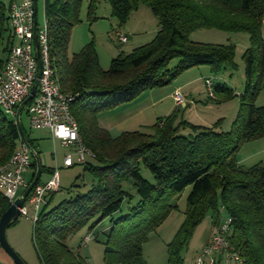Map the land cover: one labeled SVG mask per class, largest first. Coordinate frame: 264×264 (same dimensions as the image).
Listing matches in <instances>:
<instances>
[{
	"label": "trees",
	"instance_id": "obj_1",
	"mask_svg": "<svg viewBox=\"0 0 264 264\" xmlns=\"http://www.w3.org/2000/svg\"><path fill=\"white\" fill-rule=\"evenodd\" d=\"M81 1L44 0V15L54 78L61 92L73 97L71 115L84 146L95 157L83 165L84 170L91 174L95 184L85 194L64 199L49 209L56 192L46 196L33 222L32 241L40 262L85 264L67 246L66 240L96 216L99 215L98 223L120 211L129 198L123 184L131 181L139 200L125 216L110 219L105 264H148L142 257L143 244L176 209L171 204L173 198L188 186L191 191L187 196L185 219L167 244L166 264H184L181 251L193 229L209 211L212 225L216 227L220 223V209L230 221L227 239L242 264H264V163L245 169L236 158L243 144L264 137V105L256 104L264 88L261 32L264 0H108L112 15L120 25L133 10L145 5L156 17L158 30L150 43L127 54L119 53L106 71L99 66L92 42L71 57L67 55ZM96 2L89 0L90 23L97 19ZM10 5L6 7L0 0V73L14 44L9 26ZM201 29L245 32L249 36L250 45L242 56L245 87L238 95V109L229 131H219L218 124L205 127L178 121L179 108L158 118L150 133L123 132L112 137L99 126L100 112L124 104L146 89L166 86L187 69L206 65L217 73L225 65L233 66L232 45L204 44L189 39L190 33ZM174 58L179 59L178 65L171 71L166 70ZM212 90L215 97L234 96L224 83L214 85L213 82ZM30 103L23 107L20 120ZM22 130L38 156L34 141L28 138L23 126ZM186 130L188 134L181 133ZM19 142L15 120L0 110V165L10 159ZM141 165L150 172L155 184L144 179ZM30 169L34 173L26 188L35 177L33 157ZM44 172L52 176L54 170L41 165V175ZM39 183H42L40 179ZM9 206L0 192V216ZM112 240L114 247L110 245Z\"/></svg>",
	"mask_w": 264,
	"mask_h": 264
},
{
	"label": "rangeland",
	"instance_id": "obj_2",
	"mask_svg": "<svg viewBox=\"0 0 264 264\" xmlns=\"http://www.w3.org/2000/svg\"><path fill=\"white\" fill-rule=\"evenodd\" d=\"M8 7L10 3L21 0H2ZM89 0H82L78 14V22L72 27L67 55L71 57L78 53L85 45L93 43L98 56L99 66L106 71L111 60L119 53H130L133 49L150 43L158 30V21L150 9L145 5L133 10L127 21L120 25L116 17L112 15L108 0H97L95 5L96 20L89 22L87 18ZM44 0H37V20L39 26L43 25ZM127 34L128 41L119 43L115 31ZM264 40V22L261 28ZM189 39L193 42L213 45H232L234 47L233 66L225 65L217 73L212 72L209 66H198L185 70L169 84L163 87L146 89L134 99L120 104L112 109L100 112L97 115L99 126L106 129L112 137H117L123 132L140 131L150 133L151 126L158 118L170 115L175 108H179L178 121L184 120L192 125L212 127L218 124L219 131L227 132L236 117L239 98L245 87L243 53L249 47V36L245 32H225L217 29H201L190 33ZM179 63L178 58L169 61L166 70L171 71ZM209 79L214 85L224 83L232 89L234 96L228 99L222 97L210 98L205 81ZM179 87L177 91L184 98L185 104L181 107L175 105L173 97H166L171 91ZM176 92V91H175ZM173 92V95L174 93ZM161 98V99H160ZM264 103V88L260 91L256 104ZM24 108L21 115V123L30 140L34 141L35 149L39 152L38 159L42 166L51 170H57L59 187L55 191L52 203L48 209L64 199L75 198L85 194L95 184V180L84 166L77 164L71 148L64 147L58 140H52L46 130L32 129L29 118ZM188 134L189 131H182ZM72 155L76 163L72 167L63 166L64 157ZM237 161L243 168H249L262 162L264 163V137L243 144L237 151ZM33 169L23 174L26 182L31 180ZM141 174L151 184L155 180L150 172L141 165ZM51 178V174L44 172L40 182ZM123 189L129 194V200H125L121 210L113 214L111 218H105L96 223L99 215L91 222L81 227L66 240L67 246L84 260L85 264H105V242L110 232V219L117 220L127 214L130 207L138 202V197L131 181L123 184ZM191 186L186 187L172 200L176 209L172 210L164 223L151 232L142 246V257L148 264L167 263V244L172 240L174 233L185 219L187 196ZM1 192V191H0ZM21 191L18 192L17 197ZM28 213L20 215L18 220L7 229L6 238L12 250L25 264H42L37 256L32 241L33 216L32 208L27 204ZM211 211L205 214L202 222L197 225L182 249L181 256L184 264H195L202 251L209 245L214 228L211 222ZM220 221L226 219V214L220 209ZM90 240L84 243L85 237ZM115 246L114 241L110 243ZM216 264H225V256L215 255ZM209 257L203 259L204 264H209ZM0 264H14L12 259L0 246ZM231 264H236L232 262Z\"/></svg>",
	"mask_w": 264,
	"mask_h": 264
},
{
	"label": "built area",
	"instance_id": "obj_3",
	"mask_svg": "<svg viewBox=\"0 0 264 264\" xmlns=\"http://www.w3.org/2000/svg\"><path fill=\"white\" fill-rule=\"evenodd\" d=\"M9 26L14 37V44L11 46L5 66L0 73V110L15 120L16 110L29 95L31 87L38 73V63L34 49V21L35 12L32 0H21L13 2L9 9ZM43 25L36 22L37 44L42 60V75L35 96L30 100L26 113L29 118V125L32 129H47L52 140H58L64 147L71 148L76 163L86 164L94 160V154L88 150L78 133V125L71 115V102L73 97L61 92L60 87L54 78L48 48L47 22L44 15ZM264 22V20H263ZM117 41L126 43L128 36L115 31ZM208 96L215 98L213 94V82L207 79ZM175 105L181 107L185 104L184 98L179 92L173 95ZM32 154L30 149L20 140V147L12 154L10 159L0 165V191L9 201L10 205L17 198L19 189L26 188L27 183L23 174L30 170ZM72 155L65 156L63 166L66 168L76 164ZM59 187L58 172L54 170L51 178L45 182L36 184L19 209L20 215L28 213L27 204L32 208L33 222L37 219L41 207L46 202V196ZM229 219L220 221L214 228L209 245L202 251L195 264H204L203 259L209 257V264H216L215 255L225 256V264H242L239 254L229 243ZM89 236L83 242L87 243Z\"/></svg>",
	"mask_w": 264,
	"mask_h": 264
},
{
	"label": "water",
	"instance_id": "obj_4",
	"mask_svg": "<svg viewBox=\"0 0 264 264\" xmlns=\"http://www.w3.org/2000/svg\"><path fill=\"white\" fill-rule=\"evenodd\" d=\"M33 2V9L35 12V21H34V49H35V56L38 63V73L36 79L31 87L29 95L23 100L21 104H19L16 110V117H15V124L17 125V129L19 132L20 140L30 149L32 157L36 163V172L34 179L30 182L26 190L18 196L15 201L9 206V208L0 216V246L6 252V254L12 259L14 264H25L21 258L12 250L10 245L8 244L6 238V232L9 227H11L19 218L20 211L19 209L23 207L24 202L26 201L27 196L31 192L32 188L37 184L38 180L40 179L41 175V163L36 155L35 151L30 147L29 143L27 142L20 120V114L22 112L23 107L35 96L37 86L39 84V79L42 75V60L39 53V48L37 44V33H36V22H37V0H32Z\"/></svg>",
	"mask_w": 264,
	"mask_h": 264
},
{
	"label": "crops",
	"instance_id": "obj_5",
	"mask_svg": "<svg viewBox=\"0 0 264 264\" xmlns=\"http://www.w3.org/2000/svg\"><path fill=\"white\" fill-rule=\"evenodd\" d=\"M125 35H127V34H125ZM128 36V35H127ZM129 37V36H128ZM180 88L179 87H177V88H175L173 91H171L169 94H167L166 95V97H168V96H170L171 98L173 97V92H175V91H178ZM161 99V98H160ZM260 105H264V103H262V104H260ZM174 111V110H173ZM40 130H46L47 131V129H40ZM20 147V142L18 143V145H17V147H16V150L18 149ZM15 150V151H16ZM65 158V157H64ZM26 182V181H25ZM23 190V187H21L20 189H19V192L20 191H22ZM179 228V227H178ZM175 234V233H174ZM174 236V235H173Z\"/></svg>",
	"mask_w": 264,
	"mask_h": 264
}]
</instances>
